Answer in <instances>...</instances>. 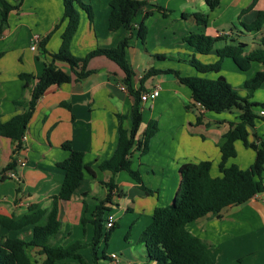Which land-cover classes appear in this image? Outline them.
I'll return each mask as SVG.
<instances>
[{
  "label": "crops",
  "instance_id": "obj_1",
  "mask_svg": "<svg viewBox=\"0 0 264 264\" xmlns=\"http://www.w3.org/2000/svg\"><path fill=\"white\" fill-rule=\"evenodd\" d=\"M8 1L14 3V0ZM83 1L90 6L96 2V0ZM108 1L109 8L105 13L103 27L99 25L98 16H95L94 12V20L91 23L88 14L81 10L80 26L70 48L75 57L83 59L88 52L93 50L91 48L84 50L82 45L98 33V28H105L108 32L106 36L100 37V39L109 47L120 41V38L117 40L116 34L122 29L125 31L123 40L129 35L130 32L125 28L115 32L109 30L111 0ZM201 1L149 0L145 8L138 14L134 28L137 29L145 14L151 11L153 14L149 19L161 15L164 18L174 17L178 20L186 15L188 20H195L192 15L203 12V10H197L199 8L195 6ZM252 1L220 0V7L211 12L209 17V21L214 20L213 23L222 21V24L215 28L217 34L214 36L230 35L238 42L245 43L248 52L254 50L257 42L264 35V29L259 33H245L240 24L237 27L234 23L235 18L240 23L241 12ZM262 1L260 0L257 9H264V1ZM61 3L63 0H24L19 10L10 13V24L8 21V26L0 32V53H4V56L0 58V119L3 122L22 114L29 105L35 82L28 91L23 92L24 82L19 78V75L30 73L36 77L41 76L45 64L51 61L50 54L56 53V50L49 48V43L47 44L49 55L47 54L45 57L40 53L38 54L39 48L33 51L31 47L34 37L38 36L40 39L45 37L53 27L59 26L57 30L60 31L61 35L63 34L67 25L66 22L61 23L64 13L59 8L53 9L54 6L61 7ZM225 4L228 11L232 10L235 14L225 15L221 13L219 17L212 19V17L214 18L213 14L219 12L217 10L224 7ZM156 6L171 11V14L168 17L163 16ZM1 8L0 2V16ZM14 18L18 20L19 33L11 26ZM25 18H31L32 21L24 20ZM33 24L38 25V27L44 25V33H39L33 29ZM230 26L232 27L229 28ZM136 33L135 30L134 37L130 42L128 60L136 73L135 86L138 87L140 79L152 67L149 65L151 62L147 56L153 57L151 53L143 49L142 41ZM21 35L25 37L27 42L24 46L30 48L33 56L20 57L17 58L18 60H14L16 62L13 68V78L17 82L15 85H11L6 77L10 69L6 57L15 49L16 41ZM224 45L225 42L218 48ZM56 47L58 48V46ZM76 47L78 50H75ZM181 50L183 51L184 48ZM171 54L180 55L179 52H171ZM255 64L258 63H254L253 66ZM54 67L71 74V69L66 63L57 61ZM88 69L94 70L96 73L80 82L72 74L71 83L52 86L38 101L22 141L23 149L17 155L15 173L18 180L11 178L0 180V184L9 186L10 189L8 194L0 190V214L20 218L28 212L29 206L32 204H37L49 211L52 208L53 197L60 191L65 178V171L58 167V163L71 156V153L65 151L62 145L71 142L74 150L83 152L85 163L92 165L96 177L94 178L87 173L71 200L63 201L60 204V219L63 226L69 227V238L82 219V209L87 207V210L93 215L97 201L104 193L102 188L107 190L105 183L110 181L111 173L101 171L100 165L110 160L116 150L119 127L117 115H128L133 106V99L121 89V81L125 74L118 65L105 57H96L89 62ZM262 70L263 66L258 69V72ZM210 77L214 78L213 75ZM151 79H153V84L151 87L146 84L148 88H160V96L151 101V111L162 109L167 105L171 107L176 105L179 111L183 110L184 112L187 109L192 112L188 113L186 118V121L190 123L186 139L195 141H185L186 139L184 141H151L149 152L144 155L133 149L131 156L133 169L140 173L143 184L156 194L148 196L126 172H120L117 175V189L113 192L112 203L108 204L110 209L107 211L118 214L116 223L119 225L121 222L124 226V234H127L123 245L117 252H114L120 257L118 264H154V261L148 258L145 245L140 242V238L152 222L154 210L173 203L172 200L175 199L181 184L180 167L186 163L211 161L213 163L212 176H220L219 170L217 172L215 168H218L221 162L220 146L224 143L223 135L230 129L231 125L241 123V120L239 122L233 120V122L229 118L222 117L214 121L218 123V126L214 127L211 124L212 120L208 117L211 112L203 111L200 106H192L191 91L186 89L187 87L180 86L173 75L161 74ZM15 102H22V105L16 106ZM148 102L142 103V110L145 109ZM188 106L190 109L187 108ZM194 112L203 114L202 125H196L197 116ZM232 114L234 119L240 117L239 114ZM259 122L264 124L261 119L255 120L254 132L264 139V136L259 134ZM125 127L130 129V120L126 121ZM252 135L251 132L250 142H253ZM142 137L143 134L139 132L138 140ZM239 142L241 141H238L236 145ZM15 147L16 143L13 140L0 136V171L12 161ZM4 149L7 155H5ZM237 158L238 155L235 159ZM255 158L256 154L250 155L249 166L247 167L233 162L235 159H232L230 164H237L241 169L246 170L252 166ZM14 181L17 182V185ZM18 187L20 191L17 193ZM143 217L145 218L143 219ZM131 223L132 225H130ZM129 225L131 228L129 232H126ZM67 230L68 228L63 230L61 239L65 238ZM187 230L209 245L208 252L215 264H264V193L242 205L223 210L220 217L210 214L192 222L187 225ZM3 234L15 237L22 233H8L0 230V235ZM86 237L87 242L93 240L94 227L92 224L86 232ZM82 251L83 249L80 252L81 255H83ZM85 260L91 263L92 255L85 257ZM66 261H62L60 264H67ZM69 264L80 263L76 262L75 259H70Z\"/></svg>",
  "mask_w": 264,
  "mask_h": 264
},
{
  "label": "trees",
  "instance_id": "obj_2",
  "mask_svg": "<svg viewBox=\"0 0 264 264\" xmlns=\"http://www.w3.org/2000/svg\"><path fill=\"white\" fill-rule=\"evenodd\" d=\"M0 2L2 5L0 32H2L8 26L10 13L19 10L24 0H14V3L8 0H0ZM148 2L149 0H111L109 30L115 32L125 28L130 32L129 35L114 48H96L88 52L85 58L79 59L71 53V43L80 26L81 10L88 14L92 23L93 9L83 0H63L64 16L61 23L66 22L67 25L61 37L62 45L59 51L50 54L51 61L45 64L41 76L36 77L30 73L19 75L24 82V91H28L35 82L29 105L22 114L14 116L7 122L0 119V136L16 143L12 161L0 171V180H6L8 178L6 173L16 172L17 155L23 149V138L38 101L49 88L71 83L73 75L80 82L96 73L88 69L89 62L96 57L109 59L125 74L121 83L133 99V106L128 115H117L119 127L116 150L110 160L100 165L101 171L111 173V179L105 183L106 197L98 199L91 220L94 226V237L89 245L92 248V262H87L80 254L85 247L81 241L69 247L54 246V241L63 233V223L60 219L61 202L71 200L87 173L96 177L92 165L85 163L84 153L74 150L71 142H66L62 148L70 152L71 156L58 163V167L65 171V178L60 191L53 197L52 208L48 211L37 204H32L28 212L20 218L0 214L1 231L22 233L15 237L0 235V264H60L70 259H78L80 264H103V261L109 260L106 250L100 256L97 249L102 241L108 246L113 231L119 226L116 223L114 228L107 233L103 231V215L110 209L108 204L112 203L113 192L117 189V175L120 172H126L148 196L156 194L143 184L140 173L133 169L131 156L133 149L139 151L141 155L147 154L150 140L156 134V127L149 125L142 139L138 140L142 122V95L153 90V88H148L146 82L161 74L173 75L180 85L191 91L192 106H200L203 111L217 114L238 110L241 113V123L231 125L223 135L224 143L220 146L221 162L218 167L220 176H212L213 163L211 161L186 163L180 167L181 184L174 202L154 210L152 222L140 238V242L145 245L148 258L154 261V264H215L208 252L209 245L190 233L187 225L210 214L220 217L223 210L242 205L264 193V139L253 133L255 141L250 142L249 140L255 120L264 121L259 112L254 111L259 104L242 97L221 74L226 59H231L242 72L250 71L254 63L261 64L263 70L257 72L245 85L251 94L258 90L264 83V35L257 42L256 48L248 52L245 43L238 42L230 35L212 37L191 33L184 39V42L194 48L195 52L204 56L215 52L217 56L214 64H202L189 56L190 59L187 62L202 76H182L176 70L151 68L140 79L139 86L136 87V73L129 63L128 50L135 30L137 36L145 44L148 35L147 21L153 12L145 14L137 29L134 26L138 14ZM259 2L260 0H253L239 16V24L245 33H259L264 29V9H257ZM206 3L211 12L220 7V0H206ZM156 8L165 17L171 14V11L163 7L156 6ZM249 13H253L255 18L246 23L243 18ZM192 16L198 25L208 26L209 14L197 12ZM183 18L188 17L183 15ZM58 28L59 26H56L54 31ZM50 37L49 34L41 38L38 45V48L46 55H49L47 44ZM220 41H224L225 45L215 50L214 45ZM3 56L4 53H0V58ZM152 57L159 60L166 59V56L160 55ZM57 61L68 64L71 74L55 69L54 64ZM211 75L217 76L212 78ZM15 105L21 106L22 102H15ZM261 106L264 109V105ZM187 108L190 109V106ZM127 120L131 122L130 129L125 127ZM202 124L203 114H199L196 125ZM238 141L256 154L254 163L246 170L241 169L237 164H230V161L237 157L236 143ZM16 191L18 193L20 188L18 187Z\"/></svg>",
  "mask_w": 264,
  "mask_h": 264
},
{
  "label": "rangeland",
  "instance_id": "obj_3",
  "mask_svg": "<svg viewBox=\"0 0 264 264\" xmlns=\"http://www.w3.org/2000/svg\"><path fill=\"white\" fill-rule=\"evenodd\" d=\"M108 2H109L108 0H96V2L92 3L93 12L95 13V16L96 15L98 16L99 25L102 27H103V21L105 18V13L107 11V8H109ZM61 4H62L61 7L54 6L53 9L56 10L57 8H59L64 13L63 3H61ZM195 6H197V8H199L197 10H199V11L203 10V12H201V13H207V14H209V16H211V11H210L205 0L198 2V4H196ZM62 8H63V10H62ZM217 11H219V12H216L215 14H213L214 18L212 17V19H216L217 17H219L221 15V13H224L225 15L235 14V12H232V10L228 11L226 4L224 5V7H222L221 9H218ZM180 18L177 20L174 17L164 18L161 15H157L155 18H153V19L151 18L152 20L149 19V21L147 23V27H148L147 39L145 40V44H143L141 42L140 43L143 44V46H142L143 49H145V50H147V52L151 53L152 56H157V55L166 56L165 60H159L157 58H150L148 55L147 57H148V59H150L149 61L151 63L149 65L152 66L151 68H153L155 70H168V69L176 70L182 76H197V75L202 76L198 73V71L191 64H189L187 62V60L190 59L189 56L191 58L194 57L198 62H200L202 64H214L217 61L216 54H215V52H212L206 56L201 55V54L195 52L194 48H192L188 43L184 42V39L188 35H190L191 33L204 34L207 36L215 37L214 35L217 34L215 28L217 26H219L220 24H222V21H218L216 23H213L214 20L209 21V24L206 27L204 25H198L195 20H192V19L188 20V19H183V18L180 19ZM253 18H255V15L253 13H249V14L244 16L243 20L246 23H249L250 20ZM1 19H2V17L0 16V20ZM24 20L32 21L31 18H25ZM234 23L237 25V27L239 26L238 20L236 18H235ZM9 24H10V21H9ZM11 26H13V29L16 30L18 33L20 32L19 31L20 29H18L17 18H14L12 20ZM102 27L98 28V33L96 35H93L90 39H88L84 42V44L82 45L84 50H90L89 48H91V49L114 48L125 37L124 36L125 31H124V29H122L120 32H118L116 34L117 40H119V38H120V41L119 42L117 41V43L112 45V47H109L105 43H103V41H101V39H100V37H104L108 34L106 29L102 28ZM231 27L232 26H230L229 28H231ZM32 28L36 29V31L39 33H44V25L38 27V25L33 24ZM54 28L55 27H53L46 34V36L49 34L51 35L50 40H49V48L52 50H56L55 52H57L62 45V42H61V36L62 35H61L60 31H58V30L54 31ZM17 34H16V36H17ZM26 43L27 42H26L25 37L23 35H21L19 37V39H17V41H16L15 49L13 51H11V53L6 57V61H8L7 62L8 68H10L6 77L8 78V81L10 82L11 85H15V83L17 82V81L15 82V79L13 78L14 77L13 68H14V64L16 62L14 60H18L17 58H20V57H32L33 56V53L30 51V48L24 46ZM223 44H224L223 41L215 44L214 45L215 50L219 46H222ZM55 46H58V48L57 47L55 48ZM182 48H184L183 51L181 50ZM75 50H78V48L76 47ZM171 52H175V53L179 52L180 55L171 54ZM39 53L42 54V56H44V57L46 56V54H43V51L40 48H39L38 54ZM149 65L147 66V68L149 67ZM260 68H262V65L255 64L251 71L242 72L235 66V64L231 60H226V62L223 63L222 71H221V74L227 79V81L230 83V85L233 86V88H235L239 92V94L242 97L248 98L250 100V102H252V103L259 104V107L255 108V110H254L256 113H258L262 109L261 105H264V83L258 90L252 92V94H251V91L245 87V85L248 81H250L254 77V75L258 72V69H260ZM140 71H141V69H140ZM213 77L215 78L216 76L213 75ZM146 84L149 87H151L153 84V79H149L146 82ZM183 87H185V86H183ZM186 89H188V88H186ZM23 92H25V91L23 90ZM151 105H152L151 101L146 103L145 109L142 110V122H141V127H140V133L143 134L144 129L147 128L149 125H151L152 127L153 126L156 127V134L154 137L151 138L150 141H184V139H186V136H187V130L190 127L189 126L190 123L188 121H186V118H187L188 113H192V112L188 111L187 109H185L184 112H183V110L179 111V109L176 105H173L172 107L170 105H167V107H163L162 109H157L155 111H151V108H150ZM9 109H11V108H9ZM232 113H236V114H239L241 116V113L238 110H233L232 112H225V113H221V114L211 112L208 114V117L212 120L211 124L214 127L218 126V123H216L214 121H217L222 117L229 118L232 121L237 120L239 122L241 120V117H236L237 119H234V117H232L233 116ZM194 114L196 116L199 115L198 112H194ZM184 121L186 124L184 123ZM258 127H259V129H258L259 134L261 136H264V124L259 122ZM251 132L256 134V132H254V128L252 129ZM252 136H253V141H255L256 138L254 137V135H252ZM188 139H190V138H188ZM185 141H195V140H187L186 139ZM212 148H213V146H212ZM236 151H237L238 158L233 160V162H237L239 165H241L243 167L249 166L248 164H249V160H250V155H255V152L250 148H246L242 142H239L236 145ZM4 153H5V155H7V152L5 151V149H4ZM215 171L218 172V168H215ZM15 183L17 185V182H15ZM15 183H13V184H15ZM102 189H103L104 193L102 192L103 195H101V198H99V199L105 198L106 194H107V190L105 188H102ZM0 190H3L5 193L8 194L10 189H9V186H5V185L0 184ZM172 202H174V200H172ZM81 213H82V219L79 221V224L76 227V230L74 231V233L71 234L70 238H69V233H70L69 227L64 225L63 230L68 228V230L65 234V238L61 239L60 238L61 236H59L58 239H56L54 241V246L69 247V246L75 244L74 242H80L81 241L85 244V247L83 248V251H82V253H83L82 256L85 259V257H87L88 255H92V250H91L92 248H91V246H89L92 241L87 242L86 232L91 228V224H92L91 220L93 219V215H91V213L87 210V207L85 209L83 208ZM108 214H109V211H106L103 215V231H104V233H107L109 231L106 227V220L108 218L107 217ZM120 214H121V212L119 213V215ZM128 215L131 216V214H128ZM115 216L117 218L118 214H115ZM144 218L145 217H143V219ZM130 225H132V223ZM130 225H129L126 232H129V230L131 228ZM123 229H124L123 224L121 222H119L118 228H116L113 231V233L110 237V241H109L108 246H106L104 241H102L98 245L97 251H98V254L100 256L102 255L104 250H106L108 255H111L114 252H117V250H119V248L125 242V238L127 236L126 233L124 234ZM75 261L79 262L78 259H75ZM65 263L69 264V260H67ZM102 263L106 264L107 262L103 261Z\"/></svg>",
  "mask_w": 264,
  "mask_h": 264
},
{
  "label": "built area",
  "instance_id": "obj_4",
  "mask_svg": "<svg viewBox=\"0 0 264 264\" xmlns=\"http://www.w3.org/2000/svg\"><path fill=\"white\" fill-rule=\"evenodd\" d=\"M40 40H41L40 37H38V36L34 37L33 44H32V47H31V49L33 51H36L38 49V45L40 43ZM121 89L123 91L127 92L126 88L123 85H121ZM159 96H160V88H154L153 90H151V91H149L147 93H144L142 95V102L145 103V102H148V101L156 100ZM259 114L264 118V109H261L259 111ZM6 176L8 178L18 180V176H17V174L15 172H8L6 174ZM107 217L108 218L106 220V227H107L108 230H111L112 228H114V226H115V224L117 222V218H116L115 214L113 212H111V211H109V214H108ZM119 258L120 257H119L118 254H116V253L111 254L109 256V260L107 261L106 264H118Z\"/></svg>",
  "mask_w": 264,
  "mask_h": 264
}]
</instances>
